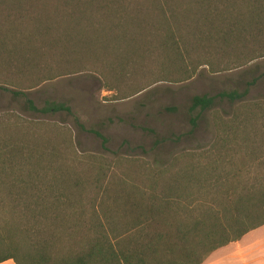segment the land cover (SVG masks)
<instances>
[{
	"label": "trees",
	"instance_id": "16d2710c",
	"mask_svg": "<svg viewBox=\"0 0 264 264\" xmlns=\"http://www.w3.org/2000/svg\"><path fill=\"white\" fill-rule=\"evenodd\" d=\"M146 51H158L164 60L159 78L168 82L174 76L190 79L195 68L185 60L194 56L237 54L239 67L262 60L264 0H0V98L8 95L22 101L26 113L72 116L62 102L45 101L36 107L27 92L64 69L87 67L95 74L102 71L104 86L116 90L134 78L135 71L129 69L135 70L136 60ZM65 53L73 56L66 61L67 68L60 65ZM166 61H178L168 66L172 73H164ZM260 84L264 72L240 90L192 97L188 135L203 114L220 104L242 105ZM131 85L117 100L136 96L152 84ZM4 132L0 263L204 264L215 251L264 226V183L240 187L238 176L226 180L216 208L196 198L183 199L175 182L188 178V172L165 169L152 172L151 185L124 182L96 188L102 197L85 201L82 182H46L25 163L16 162L22 151L18 153V143ZM93 134L102 147L107 144L101 134ZM65 207L78 211L72 222L85 226L88 235L76 251L62 256L57 240L51 242L56 251L51 255L44 226L49 213Z\"/></svg>",
	"mask_w": 264,
	"mask_h": 264
},
{
	"label": "rangeland",
	"instance_id": "374dc122",
	"mask_svg": "<svg viewBox=\"0 0 264 264\" xmlns=\"http://www.w3.org/2000/svg\"><path fill=\"white\" fill-rule=\"evenodd\" d=\"M158 55V51L143 53L135 70L129 69L133 74L135 71L134 78L113 91L104 86L102 71L95 74L87 67L64 69L55 73L53 80L27 92L36 107L41 108L45 101L62 102L71 108L72 116L26 113L22 101L1 97L0 139L6 129L18 143V153L22 151L15 161L25 163L46 182H82L85 201L102 197L103 192L96 188L124 182L151 185L152 172L165 169L188 172V178L175 182L183 199L196 198L216 208L226 180L238 176L240 187L263 184L264 84L252 89L242 105L220 104L203 114L192 135H188V107L194 96L242 89L245 82L264 72V59L239 67L237 54L194 56L185 60L189 68H195L192 77L184 80L174 76L168 82L159 78L164 60ZM63 57L61 66L73 56L65 53ZM175 64L178 61H166L164 73H172L167 68ZM132 83L152 85L136 96L117 100L123 91L133 88ZM93 132L106 138L104 147ZM180 156L183 159L177 161ZM76 212L65 207L48 214L45 239L50 247L57 240L61 256L76 251L88 235L85 226L75 227L72 222ZM51 249L53 255L56 251Z\"/></svg>",
	"mask_w": 264,
	"mask_h": 264
},
{
	"label": "crops",
	"instance_id": "0c3cea01",
	"mask_svg": "<svg viewBox=\"0 0 264 264\" xmlns=\"http://www.w3.org/2000/svg\"><path fill=\"white\" fill-rule=\"evenodd\" d=\"M0 264H14L8 260ZM204 264H264V226L210 255Z\"/></svg>",
	"mask_w": 264,
	"mask_h": 264
}]
</instances>
